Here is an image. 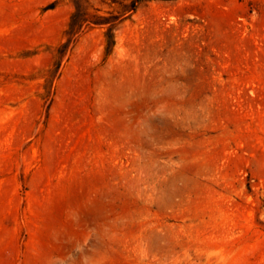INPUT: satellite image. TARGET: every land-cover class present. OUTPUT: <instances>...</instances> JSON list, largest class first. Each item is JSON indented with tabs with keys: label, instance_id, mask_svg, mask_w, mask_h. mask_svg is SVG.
Segmentation results:
<instances>
[{
	"label": "rangeland",
	"instance_id": "rangeland-1",
	"mask_svg": "<svg viewBox=\"0 0 264 264\" xmlns=\"http://www.w3.org/2000/svg\"><path fill=\"white\" fill-rule=\"evenodd\" d=\"M0 264H264V0H0Z\"/></svg>",
	"mask_w": 264,
	"mask_h": 264
},
{
	"label": "trees",
	"instance_id": "trees-1",
	"mask_svg": "<svg viewBox=\"0 0 264 264\" xmlns=\"http://www.w3.org/2000/svg\"><path fill=\"white\" fill-rule=\"evenodd\" d=\"M135 9V8H134ZM113 44L114 42H108V45H107V53L109 54L112 50V47H113Z\"/></svg>",
	"mask_w": 264,
	"mask_h": 264
}]
</instances>
